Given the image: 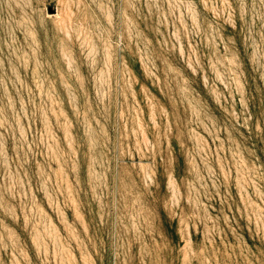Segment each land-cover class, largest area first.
<instances>
[{
    "label": "rangeland",
    "instance_id": "374dc122",
    "mask_svg": "<svg viewBox=\"0 0 264 264\" xmlns=\"http://www.w3.org/2000/svg\"><path fill=\"white\" fill-rule=\"evenodd\" d=\"M0 264H264V0H0Z\"/></svg>",
    "mask_w": 264,
    "mask_h": 264
}]
</instances>
